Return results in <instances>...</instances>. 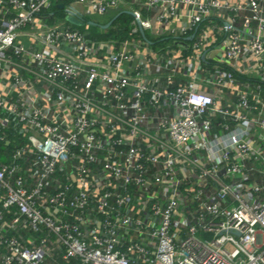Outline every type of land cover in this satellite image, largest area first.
<instances>
[{
	"label": "built area",
	"instance_id": "1",
	"mask_svg": "<svg viewBox=\"0 0 264 264\" xmlns=\"http://www.w3.org/2000/svg\"><path fill=\"white\" fill-rule=\"evenodd\" d=\"M0 264H264V0H0Z\"/></svg>",
	"mask_w": 264,
	"mask_h": 264
},
{
	"label": "trees",
	"instance_id": "2",
	"mask_svg": "<svg viewBox=\"0 0 264 264\" xmlns=\"http://www.w3.org/2000/svg\"><path fill=\"white\" fill-rule=\"evenodd\" d=\"M130 20V17L126 14H122L119 17H117L115 19V21H113V23L111 24L110 28L106 30V35L109 36H116L119 38H123L125 36V30H126V25L127 21ZM124 25V29H120V26ZM118 26L117 29H114L113 27Z\"/></svg>",
	"mask_w": 264,
	"mask_h": 264
},
{
	"label": "rangeland",
	"instance_id": "3",
	"mask_svg": "<svg viewBox=\"0 0 264 264\" xmlns=\"http://www.w3.org/2000/svg\"><path fill=\"white\" fill-rule=\"evenodd\" d=\"M62 17H64L62 11H57L54 19H58V18H62ZM105 17L106 16H98V17L95 16L93 18H89V17H87V18L98 21V22H103V19H105ZM79 29H82V30L88 29L92 34L97 35V37L101 38V39H105V37H107L106 30L100 28L99 26L82 25V26H79Z\"/></svg>",
	"mask_w": 264,
	"mask_h": 264
},
{
	"label": "water",
	"instance_id": "4",
	"mask_svg": "<svg viewBox=\"0 0 264 264\" xmlns=\"http://www.w3.org/2000/svg\"><path fill=\"white\" fill-rule=\"evenodd\" d=\"M58 6H62V4H59ZM67 19H68V21H70L71 23H73V24H76V25H81L82 24V22H80L79 20H77V19H75L74 17H72V16H67ZM107 26V25H106ZM105 26V27H106Z\"/></svg>",
	"mask_w": 264,
	"mask_h": 264
}]
</instances>
